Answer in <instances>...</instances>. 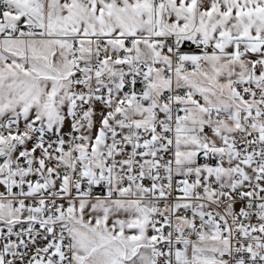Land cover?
<instances>
[{"label":"snow or ice","instance_id":"1","mask_svg":"<svg viewBox=\"0 0 264 264\" xmlns=\"http://www.w3.org/2000/svg\"><path fill=\"white\" fill-rule=\"evenodd\" d=\"M0 264H264V0H0Z\"/></svg>","mask_w":264,"mask_h":264}]
</instances>
